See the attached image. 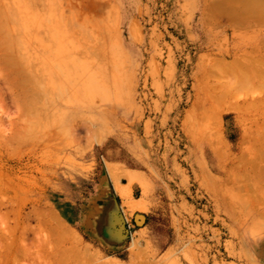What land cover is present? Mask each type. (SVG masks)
<instances>
[{
	"label": "rangeland",
	"instance_id": "rangeland-1",
	"mask_svg": "<svg viewBox=\"0 0 264 264\" xmlns=\"http://www.w3.org/2000/svg\"><path fill=\"white\" fill-rule=\"evenodd\" d=\"M24 1L0 0V27L5 22L11 36L23 10V19L35 11L43 20L50 4L62 9L70 30H86L74 51L83 67L79 93L68 84L63 95L45 84V93L32 89L28 120L3 98L0 264H80L67 259L80 246L99 256L97 264H264V145L246 139L262 130L264 102L256 100L264 87L254 84L264 76L251 72L246 80L244 64L264 57V18L255 13L233 23V2L223 0ZM17 2L20 13L12 8ZM37 20L36 30L58 26L55 18ZM219 93L242 111L201 116ZM95 135L100 142L90 141ZM109 165L135 208L124 205ZM105 195L113 216L99 207ZM56 227L76 233L79 244L59 231L58 239Z\"/></svg>",
	"mask_w": 264,
	"mask_h": 264
},
{
	"label": "bare ground",
	"instance_id": "bare-ground-1",
	"mask_svg": "<svg viewBox=\"0 0 264 264\" xmlns=\"http://www.w3.org/2000/svg\"><path fill=\"white\" fill-rule=\"evenodd\" d=\"M21 1H24V0H21ZM33 1L34 0H32V3L35 4V2L37 0H35L34 2ZM15 2H16V0H15ZM28 2H29V4H32V3H30V0H28V1L25 0L23 3H25V5H27V6H29V4H27ZM223 2H230V3L233 2L232 4L227 6L228 7V9H227L228 15H230L229 17L231 19V22H233V23H235L236 20H238V19L244 21L245 16L254 15L255 13H257L260 18H264V0H223ZM16 5L18 7V5H19L18 2ZM16 5H12V8L15 7L14 9L18 10L20 13V11H22V8L24 7L23 6L24 4H21L23 6L22 8H20L21 5H19L20 7H18V8L16 7ZM47 5H45V6L47 7ZM217 5L218 4H215L214 6H217ZM31 6H33V5H31ZM45 6H43L42 9ZM51 6L52 5L50 4V6H48L47 10L43 9L45 11V12H43V13H45V14H43L44 18H46L45 16H47L46 19L49 21L50 24L53 23V22H51L50 18L52 19V21L55 18L56 21H54V23L55 22L58 23L59 27L58 26L57 27L60 28V30H62L63 32L60 30H58L59 32H57L56 30L58 28L54 24L51 25V29L50 28L49 29L52 30V27H53L55 30V27H56V30H55L56 34H54L55 33L54 30L51 31V32H54L52 34L50 31L46 32L47 30H49L47 28L44 31V27H42L43 28L42 29L40 27V25H39V27H40L39 30L34 29L36 27L38 28L37 23L35 22L37 20L36 17H40L39 15L36 16L37 13L33 10L34 8L33 9L30 8L29 11H34L31 13L32 16L36 13L34 15L35 19H33L32 16H31L32 18L30 17V19H29L30 15L28 14L27 16L26 15L24 16V19H25V17H27L25 20H27V19L28 20L23 22L24 19L22 17L24 15L23 13H25L23 10V12H21L22 20H20L21 18L19 17L20 19L18 18L15 21L14 20L11 21L13 23L11 26L12 27L11 30L13 29L12 32L15 33L14 38H13L14 33L11 36L9 35L10 29L6 28L8 32H6V30H4L5 29L4 28L5 22H3L4 24H2V27H0L2 29V30L0 29V31L5 33V35L4 34L2 35L0 33L1 34L0 35V109H3L2 111L0 110V133L5 131V129H1L2 122L4 123V121H5L4 119H6L5 117L3 118V114L7 113L6 109H4V108H6L5 107L6 105L4 103L3 98H5V99L7 98V96H5V95L10 96L11 101L15 106V108H14L15 112L19 116H21L20 120L23 121V119L28 120L29 118H31V115L33 112L34 101H35V97H36V96L34 97V95H36L35 94L36 92L35 91L33 92L32 89L44 91V93H45V89H46V88H44V84H45V85H48L49 88H51V89H58L59 94L62 93V95H63V94H66V92H67L66 87L68 84L69 86L71 85V87L73 86V88H74V86H76V90L79 93L80 79H81V73H82L81 68L83 67V64H82L81 60L79 59L80 58L79 57L80 56L79 55L80 50L79 49L77 50L79 53L77 51L76 52H74V51H75V48H77V46H79V47L82 46V45H80V43L78 45L76 42H78L80 40L79 38H81L80 33L83 32V34H85L86 30H83L80 32L79 29H81L83 27V25L81 27L80 24H79L80 26H78L80 28H78V30L76 32H75L74 28L72 30H70L72 26L69 25L70 24L69 22H67L68 21L67 17L66 18L63 17L62 14H64V12H62L61 14L58 15V13H60L63 10L61 9L60 12H57V11H59L58 10L59 8L54 9V10H56V11H54V10L50 9ZM222 6H223V4H221L220 6L218 5L217 8L222 7ZM19 8L21 10H19ZM51 11H54V12H52V16H49V13ZM26 12H28V11H26ZM209 12H210V10L207 11V15H210ZM46 13H47V15H46ZM54 13H56V14H54ZM10 15H11V13H10ZM13 15H15L14 12H13ZM53 15H54V18H53ZM58 17H60V18H58ZM44 18H43V20L45 21ZM68 18L70 19V17H68ZM64 19H67V21H65ZM83 19L85 20L86 18H82V22H83ZM43 20L41 18V19H38L37 22L38 21L42 22ZM47 20L45 22H47ZM57 20H59V21L62 20L64 22H62V21L59 22ZM70 20L72 21V19H70ZM3 21H5V19ZM85 21H87V20H85ZM89 22L90 21L88 20V24H89ZM25 23L28 25H25ZM34 23H36V24L34 25ZM59 23L61 25H59ZM71 23H73V21ZM38 24H39V22H38ZM64 24H67V26H65ZM32 25H34L35 27H32ZM26 26L27 27L31 26L32 29L30 27L29 28L30 30L28 31V28ZM61 26H63L65 29L67 27V29L65 30V29L61 28ZM84 26H86V25H84ZM5 27H6V25H5ZM7 27H8V25H7ZM41 29H42L41 32L44 31V33L46 35L40 34ZM38 31L40 32L39 34H37ZM64 31H66L68 33L64 32ZM69 31L71 33L73 32V34L77 33V32L79 33V34L77 33L79 36L75 35V37H77V40L75 39L73 34L69 33ZM66 35H68V36L70 35V37L67 39L66 37H68V36H66ZM71 35H73V37ZM71 37L73 38V40L75 39V41H73L74 43L73 42L70 43V41H72ZM70 38H71V40H70ZM12 42H14L15 45H12V44H14ZM260 42H261V46L264 47V40H261ZM72 43L74 44L73 46L71 45ZM75 44H77V45H75ZM66 45H67L68 49L66 48ZM80 48H82V47H80ZM257 48H259V46H257L256 49ZM15 49H17V52H15L16 51ZM94 50L97 51L98 49L94 48ZM244 64H246L248 66L247 69L245 70V76H246L245 79L246 80H251V78H250L251 72H253L252 77H256L257 75L264 76V57L263 56L260 57V59H252V60L249 59ZM246 83L248 86H252L251 85L252 81H246ZM256 84L258 86L264 87V78H262V81L256 82L254 84V86ZM5 91L8 94L5 93ZM2 92H3L5 97L3 96ZM260 97L261 98H258L256 100V102H258V103L264 102V94ZM208 104L209 105H206V107H205L204 113L201 111L202 114L201 113H199V114H201V116L203 114H205V115L209 114L216 120L220 119L221 113L223 111H228V110H231V111L240 110V111H242L241 109L244 107L242 105V103L239 104V102L237 100L232 101V100L227 98L226 94L224 95L222 93L211 96V101H209ZM196 107H197V104H196ZM262 117H264V116H262ZM10 125L12 126L13 124L10 122ZM259 125L261 126V124H257L256 128H259L260 127ZM262 125H263L262 130L260 132H255V133H251V132L247 133L246 132V139L247 140H250V139L253 140L252 144H254V145L261 144V143L264 145V123ZM76 129L78 130V128H76ZM91 139H90V141H92V142H96V143L100 142L99 141L100 140L99 135L98 136L95 135V136L91 137ZM219 143L223 146L226 145L225 141H222V140H220ZM251 149H254V148L252 147ZM261 150L262 151L259 152V157L264 156V147ZM255 154L257 155V153H255ZM249 156H248V158H250ZM255 157L257 158V156H255V155L253 156V158L251 156V158H250L251 161L255 160L254 159ZM115 168H116V166H115ZM107 169H108V172L110 174L109 176L114 179V187H115L116 191L120 194V197H122L124 199V205L128 209L135 208L136 203L131 197L130 190L128 189V187H126V185H124L120 182V179L117 177V175L115 173L114 167L109 165ZM56 224L58 225V223H56ZM64 227H62V228L64 229ZM59 228H61V227H59ZM55 229L57 230V232ZM54 230H55L56 234H58L57 236H59V233L61 231H59V229H57V227L54 228L53 231ZM58 231H59V233H58ZM63 232L60 233V234H63L62 237L64 235L67 236L65 234L67 232H64V233ZM69 233H68V235L69 236L72 235L73 238H72V236L71 237L67 236L68 240H70L71 242H74V245H75V243L79 244L80 241H78V240L76 241V237H75L76 233L74 234L72 232L74 235L72 233L71 234H69ZM60 236L58 237V239H61L62 241L65 239L67 241L66 237H63L64 238L63 239ZM78 238H79V236L77 235V239ZM66 241H64V242H66ZM76 246H78V245H76ZM129 247L131 248L132 253L136 250L137 247H136L134 239H132ZM22 248H23L24 254L34 255V260H36L37 258L39 260L40 257L36 256L34 249L31 250L32 249L31 246L27 247L26 245H23ZM71 250L73 253L71 251L68 253L69 254L71 253L73 255L67 254L68 256H70L67 259H70V258L72 259V256H74L75 260H79V261L83 262L82 264H85V263L97 264L98 263L97 261H99V256L96 255L98 258H96V257L94 258V256H93L94 251L92 252V254H93L92 255L89 251H87V249L82 250L81 246L72 248ZM95 254H96V252H95ZM46 257H47V255H46ZM74 257H73V261H75ZM38 260H36V261H38ZM109 260H111V259H109ZM109 260H106V261H109ZM81 262H80V264H81ZM95 262H97V263H95ZM48 263H46V264H48ZM77 264H79V262H77ZM100 264H102V263H100ZM106 264H110V263H106ZM113 264H115V263H113Z\"/></svg>",
	"mask_w": 264,
	"mask_h": 264
},
{
	"label": "crops",
	"instance_id": "crops-1",
	"mask_svg": "<svg viewBox=\"0 0 264 264\" xmlns=\"http://www.w3.org/2000/svg\"><path fill=\"white\" fill-rule=\"evenodd\" d=\"M99 198H102L103 196L102 195H100V196H98ZM105 197V200H104V202L105 203H103V205L102 206H99L100 208H105V210H107L106 212H105V215H110V216H113V215H111V214H113L114 213V210H108V208H106V206H108V205H106V204H108L109 203V205H110V202H111V200H110V198L108 197V196H104ZM89 203H91V205L92 204H94L95 203V201H94V199L93 200H91ZM89 203H88V205H89ZM105 204V205H104ZM84 206H82V208H83ZM116 217V216H115ZM114 218V217H113ZM107 224H109V223H107ZM108 227H109V225H107V229H108ZM118 232V231H117ZM118 235H119V232H118Z\"/></svg>",
	"mask_w": 264,
	"mask_h": 264
}]
</instances>
